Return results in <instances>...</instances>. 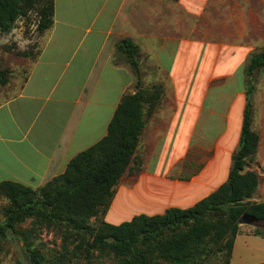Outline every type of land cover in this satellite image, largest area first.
Returning <instances> with one entry per match:
<instances>
[{
	"label": "crops",
	"instance_id": "obj_1",
	"mask_svg": "<svg viewBox=\"0 0 264 264\" xmlns=\"http://www.w3.org/2000/svg\"><path fill=\"white\" fill-rule=\"evenodd\" d=\"M188 1L54 0L51 28L38 35L39 47L22 61L26 64L24 78L7 75V86L14 89L0 101V182L14 181L38 189L63 173L72 157L104 137L121 97L132 93L134 85L132 70L113 63L115 44L130 38L139 46L144 60L150 62L148 57L153 54L157 67L165 69L161 54L170 51L176 42L174 36L168 37L161 45L164 50L157 39L164 37L163 23L168 20L173 24L180 14L177 10L167 15L166 8L174 11L184 3H196ZM19 22L15 21L10 32L0 35V46L23 33L21 26H15ZM82 30L88 39L76 58L78 48L72 46ZM171 31L175 32L173 25ZM7 62L0 69L11 71L16 57ZM102 78L108 81L104 91L100 88ZM178 98L179 95L177 104ZM170 107L155 109L147 119L135 155L141 150H148V154L137 172L127 169L121 176L120 180H132H119L104 221L108 222L107 215L121 193L129 195L140 189L154 197L166 190L199 201L226 180L231 151L221 141L222 135L215 140L206 132L204 135L207 116L189 114L184 135L187 144L178 149L180 111ZM183 150L189 151L190 163L199 164V170H192L187 179L176 180L169 174ZM221 173L224 177H216ZM260 188L259 180L251 201H264L259 200L264 196ZM114 221L108 223H121Z\"/></svg>",
	"mask_w": 264,
	"mask_h": 264
},
{
	"label": "trees",
	"instance_id": "obj_2",
	"mask_svg": "<svg viewBox=\"0 0 264 264\" xmlns=\"http://www.w3.org/2000/svg\"><path fill=\"white\" fill-rule=\"evenodd\" d=\"M53 1L0 0V35L10 32L15 21H25L32 9L36 12L35 30L42 35L53 23ZM16 54L24 58L33 55L26 50H15ZM115 54L131 67L133 92L121 97L106 135L72 157L63 173L38 189L14 181L0 182V195L8 201L2 211L0 238L15 235L30 264L59 263H49L34 245L32 237L38 227H57L65 238L78 241L77 249L85 245L90 251L111 254L125 264H210L207 260L214 255L221 256V264H229L240 217L249 214L264 223V201L249 200L259 178L245 169L258 147L251 100L255 93L254 72L264 68V52L250 53L244 65L239 136L226 180L188 208L170 207L161 214H139L129 221L111 224L103 216L114 188L123 173L130 170L133 159V171L139 170L135 150L161 97L159 85L142 87L139 46L132 39H120ZM114 56L113 63L117 64ZM8 73V69H0V85L7 83ZM26 220H30V226L19 229L17 226ZM259 223L253 235L264 237Z\"/></svg>",
	"mask_w": 264,
	"mask_h": 264
},
{
	"label": "rangeland",
	"instance_id": "obj_3",
	"mask_svg": "<svg viewBox=\"0 0 264 264\" xmlns=\"http://www.w3.org/2000/svg\"><path fill=\"white\" fill-rule=\"evenodd\" d=\"M177 10L180 13L178 20L173 24L166 20L161 28L164 37L157 39L160 46L166 43L168 37L174 36L176 42L172 49H169L170 51L161 54V64L165 69L157 67L153 54L148 57L150 62L144 60L142 54L138 56L142 87L151 89L152 86L159 85L161 97L156 109H171L170 106H173V109L180 111L178 149L181 150L187 144L184 140L188 126L186 117L189 114L205 115L208 124L202 133L204 135L205 132L208 133L214 140L221 134V141L231 151V162V156L237 147L244 104V65L250 53L264 52V0H196L194 5L184 3L180 9L174 11L166 8V14H176ZM172 25L174 33L171 31ZM15 26H21L23 33L16 37V40L10 39L5 45L0 46V68L5 66L3 64L7 60L15 61L16 57V65L9 71L10 77L22 79L25 76L26 64H22L25 58L15 55V49L16 53L22 50L33 53L39 47L38 34L35 30V9L28 12L25 21ZM84 34V30L79 31L77 40L72 46L74 49L78 48L76 58L80 57L79 53L87 42L88 38H85ZM91 34V32L86 33V36ZM177 43H179L178 47ZM114 55L117 64L126 65L131 69L124 59L121 60L116 54ZM254 78L255 93L251 100L252 127L258 135V147L245 169L254 171L260 177V189L264 193V68L255 71ZM107 82L102 78L100 83L102 91L108 87ZM113 86L111 85V89ZM12 89L14 87L7 86V83L0 85V101L1 98L10 95ZM177 95L180 98L179 104L176 103ZM147 152L148 150H141L135 155L139 169ZM182 152L184 154L169 174L176 180L187 179L192 170H199V164L194 166L190 163L189 151ZM202 153L205 151L203 150ZM135 166L133 159L129 171L135 172L133 171ZM160 170H163L162 167ZM221 176L224 177V173L216 177ZM129 180H132V177H122L120 181ZM117 187L118 184L114 188V193ZM175 194L165 190L152 197L140 189L129 195L121 193L107 215V221L126 222L139 214L154 215L170 207L188 208L197 202L196 198H181ZM262 198L264 196L259 197V200ZM249 200L251 201V198ZM7 205V199L0 195V221L3 219L2 211ZM92 222L94 223V219L91 220ZM29 226L30 220H26L17 227L24 229ZM259 226L264 228V223H259ZM253 232V226L246 224L239 226L229 264L264 262V237L255 236ZM32 241L49 263L58 261V264H125L111 254L90 251L85 245L77 249L78 241L73 237L65 238V233L57 227H38ZM207 261L210 264H221L222 258L220 255H214ZM0 264H30L22 242L17 240L15 235L7 234L6 237L0 238Z\"/></svg>",
	"mask_w": 264,
	"mask_h": 264
},
{
	"label": "water",
	"instance_id": "obj_4",
	"mask_svg": "<svg viewBox=\"0 0 264 264\" xmlns=\"http://www.w3.org/2000/svg\"><path fill=\"white\" fill-rule=\"evenodd\" d=\"M259 223V221L253 217L252 215L249 214H243L240 219H239V224H246V225H250V226H257Z\"/></svg>",
	"mask_w": 264,
	"mask_h": 264
}]
</instances>
